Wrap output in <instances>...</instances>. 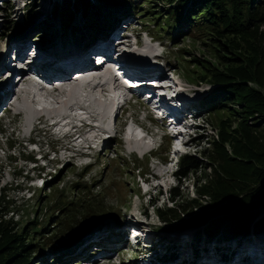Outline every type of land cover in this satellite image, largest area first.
Listing matches in <instances>:
<instances>
[{
  "label": "rangeland",
  "instance_id": "374dc122",
  "mask_svg": "<svg viewBox=\"0 0 264 264\" xmlns=\"http://www.w3.org/2000/svg\"><path fill=\"white\" fill-rule=\"evenodd\" d=\"M2 1L4 2L2 5L0 4V56L3 54V57L6 54V49H12L14 46L20 47L22 43H28L30 40H35L36 43L34 41L32 43H35L37 47L39 46L40 50L37 57L39 60L40 51L57 54L60 49H63V45H66L64 40L67 37L64 36L67 31L63 33V27L71 23H76L73 24L76 27V31L78 30L83 36L86 34L84 36L86 39L92 38L94 37L93 34L102 33L103 31V33L105 31L106 33L111 32L113 37L110 40L112 41L113 39L115 44H118L120 41L126 43L128 41L127 31L139 30L142 24L145 25L144 23L141 24L142 16L135 15L129 11L127 12L128 14L124 13L123 10L130 9V6L123 5L124 3L116 0H90L92 11L90 10L88 14L82 15L81 11L73 10L71 22L67 23H65L66 20L61 22V19L58 18L60 17L59 14L57 12L56 14L54 13V5H63L61 4L62 0H24L26 4L28 3V6L23 11V14L16 7L13 9L10 0ZM140 1L136 0L137 3ZM6 5H8L9 9H7ZM155 7H159V5H155ZM115 9L120 14V19L114 20V22L109 19V14L111 10ZM76 20L89 24L87 30H82ZM42 21L46 24H42ZM92 26H95V28L90 30ZM125 26H127V29H125ZM257 28V31L253 28V31H248L239 36H226L225 43L219 39V43L228 45V49L243 56L241 58V66H236L234 62H227V65H221L220 61L222 59L217 56L214 47L203 45L200 47L195 45L193 47L189 38L183 40L179 38L178 40H174V42L180 43L178 47H185L189 51L183 55L184 60H195L199 68L200 61L203 62L205 67H201V69L205 78L210 80V82L215 81L217 78L216 73H221L219 76L226 75V80L232 81L236 80L234 75H237L240 79L243 78L248 73L246 70H249L253 76H261L264 72V25ZM169 29L172 36L180 31L178 28L174 29L173 27H169ZM157 32L160 34L157 35L152 28V33H150L155 37L152 44L155 49L151 51V54L157 53L158 58H162L159 52L162 50L164 51L163 59L166 60L167 55H169L167 57H174L177 47H172L173 40L168 38L169 34H165L166 32L161 33L159 30ZM130 34L135 36L136 32ZM81 49L85 50L84 48ZM65 51L61 50V52ZM1 58L0 61H2ZM46 58L51 60L55 57L52 58L48 55ZM91 60L89 61L91 62ZM167 63L168 68L174 76L180 75L182 79H185L182 73L176 69V66L182 63V60L177 63L171 58L170 62L167 60ZM1 66L0 62V73L2 72ZM32 71L31 69L28 74L32 73ZM28 74H25V79L28 77ZM0 77V87H2L5 80L3 76L0 75ZM228 83H230L234 98H239V95L242 97L247 92L243 90V87H247V83L244 81L239 83L229 81ZM191 84L194 87L197 86L198 90L195 94L200 98L203 94L207 95V93L212 92V89L215 91L217 85H222L216 82L211 83V85L205 81L199 84ZM13 85L9 86L7 84L9 91L7 92V96H4L0 102V134L2 135H0V220L6 227V230L3 226L0 228L9 233L20 232L21 230L26 231L30 226L36 227L37 222H35V225L31 224L32 221L34 222V217L36 219L43 217L39 225L45 222L47 228L41 235L49 231L58 234V237L52 243L51 237H44L46 239L45 245L40 246L42 252L39 251L38 254H34L33 252L32 256L28 257L27 261L23 264H164L163 259L168 257L175 258L173 259V264H264V246H262L264 245V196H262V204L257 205L254 209L255 216L250 217L245 227L237 230L232 237L233 239H224L231 232L225 229L226 224L216 225L212 223L209 226H187L181 229L178 228L180 225L175 223L165 224L161 222L158 219V214L154 217V214L151 212L153 216L151 217L149 210L155 213V208L157 207L161 209L162 207L166 209L174 208L175 200H169V187L178 185V191L182 199L186 197L189 199L195 198L197 192L199 193V186L205 182L208 173H210V168L191 170L193 167L183 169V165H181L179 174H175L173 177L170 176V170L176 169L178 171L179 166L174 161L166 165L161 161V159L166 160L163 154H165L168 146L165 143L166 139L163 138L161 141L159 135L163 131L166 132V126H163V124H160L159 121L151 117V114L146 109L147 103L141 101L133 105L131 103L129 104V109L125 108L123 112L120 111L117 117L116 127H119L120 124L127 120V116H129L131 110L135 113L138 112L140 117L137 120L142 122H144L142 117L145 114L149 115L146 117L145 124L142 122L138 123V126L142 124L145 128L136 129V132H132V129H129V124L127 125L129 131L131 130L130 135L134 138L132 139L133 141L127 140L126 146L122 140L123 135L112 140L106 137L101 140L100 137L99 141L94 136L96 146L99 144V148L90 149L88 151V158L82 159V157L77 156L81 151L67 150L63 152L62 150L59 153L55 152L56 155L53 159V156L48 152L63 149L61 147L68 144L67 141L65 139H61L59 142L55 140L51 136L50 131H47L48 129L44 127V124H35L36 126L34 125L31 130L27 129V127L24 129L22 117L16 116V113L14 114L15 110L12 109L14 107H5L6 101L9 95H11ZM249 86L258 89L264 96L263 91L257 85L249 84ZM180 89V92H184L182 88ZM4 91L3 87L0 89V94L4 93ZM51 95L55 101L57 99H64L63 96L60 97L61 94ZM28 98L30 100L31 98L34 99L31 94H28ZM79 98H83V96L79 95ZM33 101L39 102L40 100L35 98ZM172 104L176 108L180 107L177 101ZM40 105L34 104V108L39 110L41 109L37 107H42L43 110L50 109L48 102L41 101ZM192 105L194 107L185 104L187 109L183 110L182 105L177 112L184 113L185 115L179 113L180 119L176 120L175 124H172L174 128L172 132L173 136L171 137L174 143L173 155L177 158L183 153L185 156L198 157L200 152L207 147L208 149H212L214 140L220 136H223L226 141H230L231 138L239 137L240 133L244 131L242 130L243 128L248 129L250 126V129H255L258 125L264 126V115L259 112H256L253 116L244 118L243 120L245 121L243 122V116L237 114L239 110L242 111L243 106H233V108L228 109L223 104H217L220 106V110L214 112L205 110L204 106L202 110L201 101ZM16 107L22 110V106L18 105ZM67 109L69 112L71 108ZM230 110H234V112ZM84 111L85 115L86 108ZM73 116L71 118L72 121L83 117ZM132 118L136 119L133 114ZM128 120L131 121V118H128ZM255 120L257 122L254 123ZM151 124H156L158 129L163 128V131L159 132L157 136H154L156 135L155 131H151L149 134H152V138L147 134L146 128V125H149L152 129ZM97 130L103 132V129H100V127ZM90 131L94 130H89L88 132ZM28 132H32L30 136L36 138V145L25 143L24 140L27 138ZM175 132H179L183 139L178 140L175 137ZM189 133H192L191 137H189ZM139 140L143 142L141 141V144L138 146L139 143L136 144L135 142ZM159 143H162V147L157 152L149 153V156L145 155L142 159L139 158V154H137L138 150L136 149L141 148L140 151H145L147 154L151 150V147H157ZM134 144L137 147H134ZM225 148L230 149L228 145ZM47 149H49L48 152H46ZM43 155L46 157L44 160L38 158ZM153 155L156 157H151ZM199 157V160H201L202 157ZM68 159H71V161ZM205 160L206 158H203V164L206 163ZM152 172L159 174L161 179L157 181L153 180L143 186L145 189H154L153 186L158 185L157 188L160 194L157 197L159 200L157 203L155 202V204L146 207L147 202L145 199L147 197L141 194L143 191L138 182L140 176L144 178V174L141 175V173H145L149 177L152 176L149 174ZM40 178L43 179L42 185ZM90 182L96 185L95 191H99L94 197L97 198L96 201H99L106 215L100 217L97 222H93V220H97L94 216H90L89 218L80 217L79 220H76L73 217L80 210H78L75 204L70 203V213L61 219V214L65 211L66 207L61 211L55 212L60 204L57 206L53 205V201L58 197L61 198V201L66 200L67 196L70 197L71 186L77 183L89 186ZM90 190H92V187H89V193ZM3 193L5 203L1 201ZM87 196L88 194L83 196V198ZM199 200L201 204L206 201L203 197L199 198ZM86 203L85 201L84 206L91 210ZM106 207L113 213L108 215ZM140 207L146 209L143 215L138 211ZM197 211L198 208L196 207L187 210V212L181 214L182 220L188 219L190 214ZM113 214L117 215V217ZM81 221L85 223L77 229ZM125 221L128 226L135 227V230L142 234L140 238L143 239L144 243L140 240L139 249L131 250L127 247L126 242H123L125 240H121L124 239L123 236L121 237V234L124 235L125 231L120 227V224H123L122 222ZM257 224H260L259 227ZM95 228H97V231L90 238V234ZM58 231H62L61 234ZM255 247H260V250ZM34 249H37V247ZM251 251L252 253L249 254Z\"/></svg>",
  "mask_w": 264,
  "mask_h": 264
},
{
  "label": "trees",
  "instance_id": "16d2710c",
  "mask_svg": "<svg viewBox=\"0 0 264 264\" xmlns=\"http://www.w3.org/2000/svg\"><path fill=\"white\" fill-rule=\"evenodd\" d=\"M116 1L130 6V9L123 10L124 13L128 14L129 11L142 16L141 22L145 24L144 27L150 33H152L153 28L157 35L160 34L157 30L169 34L168 38L173 40L172 47H177V51L174 57H167L169 56L167 55L166 60L170 62L172 58L177 63L182 60V63H179L176 69L182 73L188 82L199 84L205 81L209 84L215 82L222 84L221 86L217 85L215 91L212 89V92L207 93L204 103L202 102V110L204 106L205 110L217 112L220 110V106L217 104H223L228 109L233 108V106H243L242 111L237 112L238 115L243 116L242 120L248 116H253L256 112L264 115V96L258 89L249 86V84L257 85L264 93V72L261 76H253L249 70H246L248 73L243 78L240 79L237 75H234L236 80L232 81L226 80V75L219 76L221 73H216L217 78L215 81L210 82L205 78L201 69V67H205L203 62L200 61L199 68L195 60H184L183 55L189 51L185 47H178L180 43L174 42L179 38H182V40L189 38L193 47L195 45L214 47L217 56L222 59L220 61L221 65L234 62L236 66H241L243 56L228 49V45L219 43V39L225 43L226 36H239L248 31H253V28L257 31V27L264 25V0H139L138 3L136 0ZM61 4L63 5H54V13L59 14L60 17L58 18L61 19V22L66 20L65 23L71 22L73 10L81 11L84 15L88 14L92 7L90 0H62ZM155 5H159V7H155ZM109 19L111 21L120 19V14L116 9L110 11ZM91 22L93 23V21ZM41 23L46 24L44 21ZM83 24L81 26L82 30H87L89 24L86 22H83ZM169 27L178 28L180 31L172 36ZM93 28L95 26L90 27V30ZM63 29V33L67 31L64 37H68L70 30L76 41L79 42L83 39L82 34L74 33L78 32L75 25L67 24ZM97 34L93 35L96 36ZM168 53L170 52L168 51ZM241 80L247 83V87H243V90L247 92L242 97L239 95V98H234L232 88L228 82L239 83L242 82ZM221 107L223 108V106ZM230 111L234 112V110ZM202 112L204 113V111ZM255 122L257 121L255 120ZM242 130L244 131L240 133L239 137L231 138L230 141H226L223 136L218 137L214 140L212 149L207 147L200 152L201 160H199V156L180 157L179 169L176 174H179L181 165H183V169L193 167L191 170L209 167L210 173H208L205 182L199 186L200 190H198L199 193L197 192L195 198L189 199L186 197L182 199L178 191V185L172 187L168 192H170L169 200H175L174 208H155L161 222L165 224L175 223L180 225L178 228L181 229L187 226H209L212 223L216 225L226 224L225 229L231 231L229 235L224 237L226 240L232 238L237 230L248 224L250 217L255 216V207L262 204L263 201L261 200L264 196V126L258 125L255 129H250L249 126L248 129L243 128ZM226 145L230 149H226ZM203 158H206L205 164L202 162ZM89 187H92L91 194L89 193ZM95 187L96 185L91 184V182L89 186L80 183L71 186L70 197L64 193L67 196L66 200L61 201V198L58 197L53 201V205L60 204L55 212L66 207L64 209L66 212H62L61 219L68 216L71 211L69 204L72 203L80 210L73 218L79 220L80 217L89 218L94 216L97 220H93V222H97L106 213L99 201H96L97 198L94 197L99 192L95 191ZM74 188L76 189L74 190ZM86 193L88 196L83 198L87 195ZM201 197L206 199L205 203H200L199 198ZM3 198L4 193L1 201L5 203ZM85 201L92 211L84 206ZM155 201L156 199L152 200L151 203L155 204ZM194 207L198 208V211L190 214L188 219L182 220L181 214ZM106 208L108 215L113 213L109 211L108 207ZM113 215L117 217V215ZM34 218V222L32 221L31 224L35 225V222H37L36 227L30 226L26 231L21 230L13 233L5 232L6 227L0 220V227L5 228V230L0 228V264H23L28 257L32 256L33 252L34 254H38L39 251L42 252L40 246L45 245L46 239L44 237H51V243L58 237V234L52 231L41 235L47 228L45 222L39 225L43 217H40V219L39 217ZM84 223L81 221L77 229ZM259 225L257 224L258 227ZM35 247L37 249H34ZM14 260L16 261L14 262Z\"/></svg>",
  "mask_w": 264,
  "mask_h": 264
},
{
  "label": "bare ground",
  "instance_id": "6f19581e",
  "mask_svg": "<svg viewBox=\"0 0 264 264\" xmlns=\"http://www.w3.org/2000/svg\"><path fill=\"white\" fill-rule=\"evenodd\" d=\"M103 35H105L106 38L108 37V39H111V37H113V34L108 33V32L103 33ZM30 41H34L36 43L35 40H30ZM28 44H30V43H28ZM144 49H145V52L143 53V55H145V56H147V54L150 53L152 50L151 46H149V45L144 46ZM52 50H56V49H52ZM65 50H66L65 52H61V49H60L57 54H53L51 52H49V53L45 52L44 53V52L40 51V60L38 58L36 60L33 58H31L29 60V64H34V63L36 64L39 60L38 64L35 67H33L32 78L25 79V75H24L23 78H21L18 81V82L21 81L23 83L26 82V88L24 90L25 93L20 94V95H15L16 92L13 93L11 91V95H9V98L6 101L5 107H9V106H10L9 108L14 107V110H15L14 112L16 113L15 115L18 117H22L21 119H22V125L24 126V129H26V127H27V129L29 128L30 130H31V128L33 129L34 125L36 124V120H37L38 123L44 124V127L46 129H48L47 131H49L54 125H57V126L59 125L60 122L57 120L64 119V112L67 111L66 109L70 108L71 106H73L74 109L73 108L69 109L70 111L69 112L67 111V114L65 116H68V117L71 116L72 117L73 115L81 114L82 111L79 108L85 109V104H84L83 98H79V95L83 90H84L83 94L85 95V97L88 100H91L90 103H92L93 106L98 108L97 111L99 110V113H98L99 115H103L105 113V106H107V104L102 100V98L99 97L102 94V92L105 91V89H108L109 91L115 90L117 97H118V90L121 87V80H122L121 77H119L118 75H115L114 72H112V74H111L110 70H105L103 74H100V73L96 72L95 69H93L96 73L95 72L90 73L93 70L87 68V63L85 65H81L79 67H74L71 69H65L63 65H65L66 63H69V61L72 58H76V57H70V55H69V54L74 53L72 51L71 47H69L68 49H65ZM117 51H119V53L122 52L121 49L117 50ZM20 55L21 54H19V56ZM44 55L45 56L49 55L52 58L55 57L56 60H52L50 62H47L44 59ZM0 57H2V56H0ZM16 57H17V55L15 56V58ZM135 57H136V55L134 54L133 58L127 59L126 60L127 64L130 65V64L134 63V61L137 60V58H135ZM151 58H154V57H151ZM3 59H4V57L1 60H3ZM143 61L146 63L148 62L150 64V62L148 60H143ZM133 69L138 70V71L140 70V69H136V68H133ZM26 70L28 71V69H26ZM72 70H76L77 73L71 74ZM155 70H157V69H155ZM42 71H44L43 76L40 74ZM47 71L51 72V73L49 74V73H47ZM157 71H159V70H157ZM143 72H146V71L143 70ZM3 74L1 76H3ZM99 80H101L102 83ZM7 84H8V80H5V83L3 82V86L0 87V89H2L3 87L5 89L4 93L0 94V102L3 100L4 96H7V92L9 91L7 88ZM45 87H48V89H46ZM156 87H158V86H156ZM43 88H45L44 91H42ZM28 91L34 95H37V97H35V98H37V100H40V101L39 102L33 101V100H35V98L34 99L31 98V100H30L28 98ZM94 92L99 93L98 97L93 96ZM51 94H57V95L61 94L60 97L63 96L64 99H62V100L57 99L55 101V99L53 100V96ZM13 97H14V101H13V103H11L10 101L12 100ZM169 97H171L172 99L175 98V96H172V95H170ZM47 99H48V101H47ZM41 101L48 102L50 105V109L48 108V109L43 110L42 107H37V108L41 109V110H39V109L34 108V104H37V106H41L40 105ZM18 105H20V107L22 106V110H19V108L16 107ZM73 117H75V116H73ZM90 117L92 119H96L97 114L92 115ZM75 119H77V118H75ZM100 120H103V118ZM47 123L52 124V125H48ZM69 125H70V122L64 120L63 126L65 127V126H69ZM96 128H98V127H96ZM88 129L89 130H95V127L89 126ZM89 130H87L85 133H87ZM97 131H99V130H97ZM76 132H79L80 134H82V131H80V130H77ZM99 132H101V131H99ZM64 137L66 139L70 138L71 140L73 138L72 135L69 133L64 135ZM131 141H133V140H131ZM141 141L142 140H139L138 142H135V143L136 144L139 143L138 144V146H139L141 144ZM136 144H134V147L135 146L137 147ZM140 149L141 148L136 149V150H138V152H139ZM77 156H80V154H78ZM56 160H58V159H56ZM68 160L71 161V159H68ZM262 246H264V245H262ZM235 247H236V245H235ZM255 248L260 250V247H255ZM256 249H254V250H256ZM261 249H262V247H261ZM259 254H261V253H259ZM262 262H263V260H262Z\"/></svg>",
  "mask_w": 264,
  "mask_h": 264
},
{
  "label": "clouds",
  "instance_id": "9594fccd",
  "mask_svg": "<svg viewBox=\"0 0 264 264\" xmlns=\"http://www.w3.org/2000/svg\"><path fill=\"white\" fill-rule=\"evenodd\" d=\"M178 77H180V75H178ZM191 136H192V135H191ZM191 136H189V137H191ZM183 156H185V155H183ZM183 156H182V157H183ZM180 157H181V156H179V158L176 157L175 160H174V162H176L177 165H179V159H180ZM177 169H178V167H177ZM172 171H173V174H172L171 177H173V176L176 174V171H177V170L175 169V170H172ZM174 186H175V185H174ZM174 186H173V187H174ZM158 200H159V199H158ZM152 205H153V204H152ZM152 208H154V207H152Z\"/></svg>",
  "mask_w": 264,
  "mask_h": 264
},
{
  "label": "water",
  "instance_id": "95a60500",
  "mask_svg": "<svg viewBox=\"0 0 264 264\" xmlns=\"http://www.w3.org/2000/svg\"><path fill=\"white\" fill-rule=\"evenodd\" d=\"M157 203V202H156Z\"/></svg>",
  "mask_w": 264,
  "mask_h": 264
}]
</instances>
